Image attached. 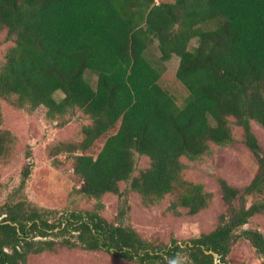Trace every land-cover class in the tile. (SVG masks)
<instances>
[{"label":"trees","instance_id":"obj_1","mask_svg":"<svg viewBox=\"0 0 264 264\" xmlns=\"http://www.w3.org/2000/svg\"><path fill=\"white\" fill-rule=\"evenodd\" d=\"M0 29L13 42L0 65V98L45 107L59 124L75 109L90 119L80 141L60 143L80 152L73 171L84 194H119V183L129 181L145 203L174 192L168 208L196 214L211 194L182 179V158L197 159L212 143H232L230 118L257 159L243 187L220 179L225 208L214 229L163 248L94 210L60 213L11 198L0 205V264H25L29 254L56 245L104 250L141 264H227L232 246L245 240L264 256V232L245 227L264 213V155L251 129V121L264 128V0H0ZM154 41L160 60L179 57L175 76L188 91L181 107L145 56ZM86 71L95 75L94 85ZM11 138L0 129V158ZM135 154L149 163L132 176ZM30 168L22 169L15 192Z\"/></svg>","mask_w":264,"mask_h":264},{"label":"rangeland","instance_id":"obj_2","mask_svg":"<svg viewBox=\"0 0 264 264\" xmlns=\"http://www.w3.org/2000/svg\"><path fill=\"white\" fill-rule=\"evenodd\" d=\"M172 1L174 0H156ZM12 44V40L6 38V31L0 29V65ZM195 45L196 38H193L188 47ZM145 56L160 72L159 85L174 96L179 107L183 106L188 91L175 76L179 57L172 54L168 60H160L156 41L148 46ZM85 77L94 85L95 75L86 71ZM61 96L59 91L54 94L56 99ZM0 116V129L9 131L12 137L9 152L0 158V205L11 198L18 200L26 197L38 207L54 209L60 213L94 210L108 222L132 227L154 248L168 246L172 240L186 243L191 238L214 229L218 224V215L225 208L220 196V179L240 188L253 178L257 169V159L244 143L242 128L230 118L234 138L232 143H212L210 150L197 159L182 158L185 164L182 179L201 184L211 194L206 207L196 214H188L183 207L169 209L168 206L175 198L174 192L153 203H145L140 194L130 189L129 181L119 183V194L107 192L94 198L81 191L82 180L73 171V160L80 153L79 150L70 152L66 148H60V143L66 145L81 140V127L90 122L87 115L75 109L70 119L59 124L57 120L46 116L45 107L30 109L26 105L17 106L9 99L0 98ZM251 129L257 138L260 152L264 155V128L251 121ZM134 159L135 170L132 176L137 175L149 163L147 157L138 154H135ZM28 163L31 165L30 174L24 181L23 189L15 192L21 183V171ZM254 197L255 200L260 198ZM245 227L264 232V213L253 216ZM25 264L141 263L104 250L56 245L53 250L29 254ZM227 264H264V256L258 255L248 241L239 240L232 246Z\"/></svg>","mask_w":264,"mask_h":264}]
</instances>
